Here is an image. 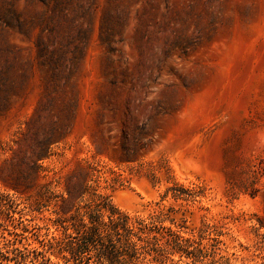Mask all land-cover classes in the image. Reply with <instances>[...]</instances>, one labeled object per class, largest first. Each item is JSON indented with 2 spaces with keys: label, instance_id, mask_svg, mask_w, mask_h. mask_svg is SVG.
Instances as JSON below:
<instances>
[{
  "label": "rangeland",
  "instance_id": "obj_1",
  "mask_svg": "<svg viewBox=\"0 0 264 264\" xmlns=\"http://www.w3.org/2000/svg\"><path fill=\"white\" fill-rule=\"evenodd\" d=\"M79 181L172 209L189 257L139 264H264V0H0L2 264L72 229Z\"/></svg>",
  "mask_w": 264,
  "mask_h": 264
},
{
  "label": "trees",
  "instance_id": "obj_2",
  "mask_svg": "<svg viewBox=\"0 0 264 264\" xmlns=\"http://www.w3.org/2000/svg\"><path fill=\"white\" fill-rule=\"evenodd\" d=\"M49 192L58 196L50 190V184L42 186L40 196L44 198ZM66 192L67 197L60 195V210L56 212L58 219L65 221L66 207L76 206L71 216L72 229L65 226L62 237L40 240V246L33 248L35 256L42 257L39 264H139L145 259L162 261L176 252L189 257L193 243L181 236L177 221L170 216L172 209L159 210L146 218L133 217L91 184L72 182ZM167 220L177 228L165 225ZM52 255L57 257L56 261ZM4 258L10 259L0 250V259Z\"/></svg>",
  "mask_w": 264,
  "mask_h": 264
}]
</instances>
